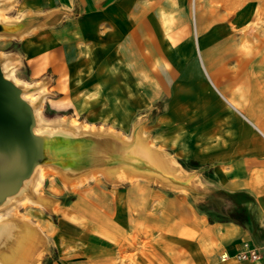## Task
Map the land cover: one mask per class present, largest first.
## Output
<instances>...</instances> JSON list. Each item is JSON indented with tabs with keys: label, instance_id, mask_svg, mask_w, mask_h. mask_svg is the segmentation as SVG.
I'll list each match as a JSON object with an SVG mask.
<instances>
[{
	"label": "crops",
	"instance_id": "1",
	"mask_svg": "<svg viewBox=\"0 0 264 264\" xmlns=\"http://www.w3.org/2000/svg\"><path fill=\"white\" fill-rule=\"evenodd\" d=\"M223 1L229 7L234 2ZM27 2L46 11L48 40L53 38V43L40 44L46 52L34 54L39 70L51 68L68 78L84 72L82 86L90 88L98 86L99 72L119 70L122 57L124 70L145 71L154 78L155 100L167 94L177 78L174 71H186L176 82L175 100L160 116L159 162L166 173L149 161L147 153L137 154L135 145L112 141L98 179L86 168L76 172L78 179L86 178L77 189L67 181L57 183L59 202L54 205L59 210L53 209L49 229L54 250L50 264H264V82L254 66H238L248 74L230 76L233 83L244 84L234 91L222 86L229 77L225 73L231 71L228 65L207 73L211 85L195 74L196 64L168 73V39L160 9L172 7L169 0ZM225 12L226 7L219 14ZM180 47L172 44V54H183ZM211 81H217L225 94L244 92L252 97L246 101L237 96L235 108ZM169 148L172 158L164 154ZM192 160L203 170L181 164ZM207 169H212V178ZM220 190L241 195L225 201L224 209L239 202L249 216L244 226L211 223L199 209V203ZM246 243L261 251L260 260L234 258ZM224 254L230 257L226 262L221 261Z\"/></svg>",
	"mask_w": 264,
	"mask_h": 264
},
{
	"label": "rangeland",
	"instance_id": "2",
	"mask_svg": "<svg viewBox=\"0 0 264 264\" xmlns=\"http://www.w3.org/2000/svg\"><path fill=\"white\" fill-rule=\"evenodd\" d=\"M177 1L169 0L172 7L168 10L160 9L170 19L167 40L168 73H171L172 69H179L181 65L187 69L188 65L196 64L199 71L195 74L198 73L204 82L211 85L205 70L209 66L207 58L210 49L201 46L202 60L198 53L197 33H195L197 19L196 13L192 11V0H185L184 4L180 3L178 10V4L174 3ZM203 2L204 0H198V6L201 7ZM223 2L226 1L218 0V3ZM28 4L27 0H0V12L3 14L0 17V24L5 26V29L0 31V63L2 69H5L4 74H13L20 80L16 85L23 89V93H29L34 98L31 105L35 110L39 109L36 128L40 130V134L59 137L68 157L61 166L50 165L54 168L52 176L43 181L41 189L35 191L29 180V185H26L19 194L9 198L0 206V225L13 224L16 234L11 245L0 248V264L51 263L54 250L53 243L49 239V229L54 218L53 209L58 210V206L54 205L55 202H59L57 195L60 189L57 183L70 182L71 179L77 178V174L71 176L70 171L76 173L86 168L93 170V177L98 179L101 175L99 170H102L100 166L107 161L108 147L112 141H118L128 147L141 142L151 153L146 154L147 157L149 156V161L157 165L163 174L166 173L159 162L160 116L168 111V105L175 100L176 82L186 73V71H174L177 78L172 79L167 94L155 100V96L152 95L155 89L152 87V84H155L154 78L149 77V73L145 71L124 70L122 57L118 63L119 70L113 73L99 72L101 78L97 81L98 86L90 88L82 86L81 79L84 72L68 74V78L64 77V73L56 75L51 68L39 70V60L34 54L41 50L46 52L47 47L39 48V46L42 43L45 46L53 43V38L48 40L51 34L49 24L44 22L47 18L46 11L33 9ZM233 4L234 8H241L242 12L229 14L227 25L234 24L235 28H241L242 25L238 26V20L242 13L250 17L256 7L262 8L261 15L264 17V0H245V2L234 0ZM175 10H177V18ZM261 23L264 25V18ZM235 37L233 46L245 50L242 47L244 43L239 39L240 35ZM176 43L180 44L179 52L182 51L183 54H172L171 45ZM253 43V48H249V51L258 49L256 40H247L246 44L252 46ZM240 61L241 59L237 58L227 64L231 71L225 73L229 77L224 78L222 86L228 91H234L233 88L238 87L242 89L244 86L242 82L233 83L230 78L232 75L248 74L239 71ZM156 62L159 64L160 60ZM253 65L254 63H251L248 66L251 68ZM258 75L264 82V72ZM241 93L239 98L244 99L245 96L243 92ZM227 96L232 95L227 94ZM164 154L172 158L173 149L169 148ZM25 199H30V203L25 204ZM64 201V198L61 199V202Z\"/></svg>",
	"mask_w": 264,
	"mask_h": 264
},
{
	"label": "bare ground",
	"instance_id": "3",
	"mask_svg": "<svg viewBox=\"0 0 264 264\" xmlns=\"http://www.w3.org/2000/svg\"><path fill=\"white\" fill-rule=\"evenodd\" d=\"M237 1L245 2V0H235V2H237ZM174 3L178 4V8H177V10H178L179 9V3L178 2H174ZM225 7L227 8V12H225V14H222V15L219 14L220 10H223ZM232 7H233V5H231L229 7L226 2L218 3V0H208V1L204 0L203 5L201 7H199L198 6V0H192V11L196 13V14L195 13L194 14L196 15V19H197V20H195L196 21V26H195L196 27V32L195 33H197V44H198V47H199L198 53H200V55L202 57V60H203V56H202V52H201V46L203 45L205 47H208V49H210V55H208L209 57L207 58L208 62H209V66L207 68H205V70L207 71V73H210L212 68L214 69L215 67L227 65L231 60L239 58V60L241 59V61L239 62L240 64H238V66H242V65L248 66L249 64L254 63V65H253L254 66V70H257L258 71L257 73H260L262 71L264 72V25H262V23H261V22H263V18L264 17L261 15V13H262L261 9L262 8L261 7H256L254 9V12H253L252 16H250V17H247V16H245L244 13H242V16L238 20V23H239L238 26L242 25V27L237 29V28H235L236 26H234V24H231V25H227L226 24L229 14H233L234 15V13L237 14L239 11H241L240 10L241 8L238 9L237 7L236 8L233 7L234 8V10H233ZM228 9H230V10H228ZM177 10H175L176 18L178 16L177 15ZM243 12H245V11L243 10ZM2 16H3V14L0 12V17H2ZM160 17H161V21H162V26L164 27V33L166 34V37L168 39L169 38V29H170V26H169L170 25L169 24L170 19H169L168 15L166 13L162 12L161 10H160ZM185 28L187 29V26ZM237 35H240L239 39H241V41L244 43L242 45V47H244L245 50H240V49L235 48V46H233V40H234V38H236L235 36H237ZM247 40L248 41L249 40H251V41L256 40V42L258 44V49L256 51L253 50V49L251 51H249V48H253L254 43L252 44V46H249L248 44H246ZM154 52H155V50H154ZM154 55H156V54H154ZM261 64L263 65L262 67L259 66ZM204 67H206V66L204 65ZM3 72H5L4 68H3ZM5 77L8 78V79H11L15 84H18L20 82V80L17 79L15 76H13V74L12 75L5 74ZM211 83L214 86V88L216 89V91L218 92V94L226 102H228L230 105L234 106L235 108L237 107L239 102L237 101L238 99H236V97L237 96L240 97L241 96L240 94H242L241 92H239V94H237V92H233V95L229 97V96H227V94H225L224 92H222L220 90L219 84H218L217 81H211ZM243 94L245 96L244 99L246 101H248V100L250 101V99H251L250 97H252V96L247 94V93H244V92H243ZM22 97H23V99L28 101L30 104H32L33 101H34V98H32L29 93H22ZM261 106H263V105H261ZM241 108H243V107H241ZM251 109H253V108L251 107ZM35 115H36V119H37L39 117V109L35 110ZM259 115H261V114H259ZM250 118L252 119V117H250ZM35 132L40 135V130L38 128L35 129ZM62 149L65 150L64 146H63ZM135 152L137 154H140L141 156H144L149 151L144 145H142L141 142H139L138 144L135 145ZM65 154H67V153H65ZM65 157L67 158L68 156L65 155ZM50 165H52V164L40 165L39 167H37L35 169V172L32 175V177L30 179V182H29L30 184L32 183L31 187H34L35 191H38L39 189H41L43 187V181L46 178H48L51 175V173L53 172L54 168L52 166H50ZM61 165L62 164H60L59 166H61ZM118 171H123V168H121ZM118 173H120V172H118ZM69 174L71 176H74L77 173L70 171ZM85 180H86V178H84L83 176H82L81 179L73 178L70 181V187L75 190V189H77V187L81 183L85 182ZM50 181H52V180H50ZM29 183L27 182L26 185H29ZM25 186L23 188H25ZM25 200H26L25 204H29L30 203V199H25ZM15 225H16V223H15ZM14 231L15 230L13 229V224H11V223L8 224V225H5V224L4 225H0V248L1 249H2V247H6L8 244L11 245L13 240L16 238V234H15Z\"/></svg>",
	"mask_w": 264,
	"mask_h": 264
},
{
	"label": "water",
	"instance_id": "4",
	"mask_svg": "<svg viewBox=\"0 0 264 264\" xmlns=\"http://www.w3.org/2000/svg\"><path fill=\"white\" fill-rule=\"evenodd\" d=\"M22 93L0 63V206L20 193L38 166L67 159L59 137L35 132V109Z\"/></svg>",
	"mask_w": 264,
	"mask_h": 264
},
{
	"label": "trees",
	"instance_id": "5",
	"mask_svg": "<svg viewBox=\"0 0 264 264\" xmlns=\"http://www.w3.org/2000/svg\"><path fill=\"white\" fill-rule=\"evenodd\" d=\"M183 167L189 169L203 170L201 165L196 161L181 162ZM208 170V169H207ZM206 173L207 176L213 177L212 169ZM240 194H229L223 190L212 193L205 201L199 203L198 207L205 212L211 223L214 222H235L239 225H245L249 220L247 210L237 202V206L229 209H224L225 201L237 200Z\"/></svg>",
	"mask_w": 264,
	"mask_h": 264
},
{
	"label": "built area",
	"instance_id": "6",
	"mask_svg": "<svg viewBox=\"0 0 264 264\" xmlns=\"http://www.w3.org/2000/svg\"><path fill=\"white\" fill-rule=\"evenodd\" d=\"M229 256L224 254L221 256V261L226 262ZM234 258L239 261H258L261 259V251L258 248L251 247L249 244H244L243 249L234 255Z\"/></svg>",
	"mask_w": 264,
	"mask_h": 264
}]
</instances>
